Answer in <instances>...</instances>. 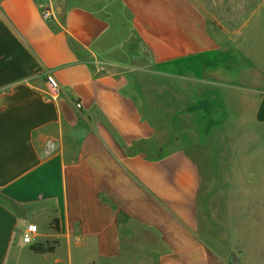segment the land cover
<instances>
[{"label": "crops", "instance_id": "1", "mask_svg": "<svg viewBox=\"0 0 264 264\" xmlns=\"http://www.w3.org/2000/svg\"><path fill=\"white\" fill-rule=\"evenodd\" d=\"M59 1L0 0V264H264L261 36L236 71L218 0Z\"/></svg>", "mask_w": 264, "mask_h": 264}, {"label": "rangeland", "instance_id": "2", "mask_svg": "<svg viewBox=\"0 0 264 264\" xmlns=\"http://www.w3.org/2000/svg\"><path fill=\"white\" fill-rule=\"evenodd\" d=\"M263 4V0H231L230 3L218 0L214 8L216 9V18L222 26L219 28L220 31L232 35V38L226 39L228 41L224 43L223 49L229 51V56L232 54L233 60L232 57H229L228 62L236 71L249 69L246 59V56L249 55L251 56L250 66H253V63L258 65V59L253 57L259 48V36H261V42L264 41ZM244 34L246 39L249 37L250 41L241 39ZM260 50L262 51V49ZM251 71H253V67H251Z\"/></svg>", "mask_w": 264, "mask_h": 264}, {"label": "built area", "instance_id": "3", "mask_svg": "<svg viewBox=\"0 0 264 264\" xmlns=\"http://www.w3.org/2000/svg\"><path fill=\"white\" fill-rule=\"evenodd\" d=\"M43 17H47V15L44 14ZM45 84L50 98L52 100L57 99L61 93L60 85L54 80V78L51 75L45 76ZM76 108H80V104H76ZM37 231H38L37 226L35 224L27 225L21 234L22 242L26 245L33 244L35 240L34 237L37 234Z\"/></svg>", "mask_w": 264, "mask_h": 264}, {"label": "water", "instance_id": "4", "mask_svg": "<svg viewBox=\"0 0 264 264\" xmlns=\"http://www.w3.org/2000/svg\"><path fill=\"white\" fill-rule=\"evenodd\" d=\"M65 8H66V0H60L57 7H56V12L60 16H63L65 13Z\"/></svg>", "mask_w": 264, "mask_h": 264}, {"label": "trees", "instance_id": "5", "mask_svg": "<svg viewBox=\"0 0 264 264\" xmlns=\"http://www.w3.org/2000/svg\"><path fill=\"white\" fill-rule=\"evenodd\" d=\"M55 223V222H54ZM32 251L36 252V253H41L43 252V250L39 247V246H32L31 247ZM47 251H51V249H48Z\"/></svg>", "mask_w": 264, "mask_h": 264}]
</instances>
